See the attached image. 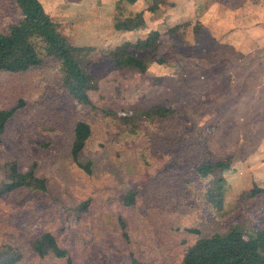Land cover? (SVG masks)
Listing matches in <instances>:
<instances>
[{
	"label": "rangeland",
	"instance_id": "1",
	"mask_svg": "<svg viewBox=\"0 0 264 264\" xmlns=\"http://www.w3.org/2000/svg\"><path fill=\"white\" fill-rule=\"evenodd\" d=\"M38 1L94 77L93 108L69 97L49 59L24 73L0 71V109L23 102L1 137L0 166L15 161L47 184L43 194L22 189L0 199V247L20 257L18 264H129L130 254L147 264H181L203 235L237 222L248 233L264 224L263 198L240 201L264 183V156L255 155L260 141L243 138L264 125V102L256 115L246 114L236 101L226 102L223 90L238 61L235 49L258 45L257 32L264 35V0ZM154 2L158 10L150 12ZM137 13L144 27L114 28ZM18 18L13 0H0V32ZM173 27L176 33L168 31ZM156 28L154 47L133 49L149 60L145 72L114 66L111 50L135 45ZM152 105L173 115L135 121L133 133L116 120ZM79 120L91 135L75 160L70 145ZM218 157L230 163L218 172L226 189L223 210L215 214L198 196L194 167ZM130 190L135 204L126 207ZM44 231L56 236L70 262L31 251V239Z\"/></svg>",
	"mask_w": 264,
	"mask_h": 264
},
{
	"label": "trees",
	"instance_id": "2",
	"mask_svg": "<svg viewBox=\"0 0 264 264\" xmlns=\"http://www.w3.org/2000/svg\"><path fill=\"white\" fill-rule=\"evenodd\" d=\"M136 1L117 0V4H134ZM156 2L149 7L150 12L158 10L159 4ZM13 4L19 13V18L0 32V71L11 74L24 73L42 65L45 59H49L56 62L61 86L69 97L81 106L93 108L89 92L92 90L95 79L82 67L76 50L69 47L59 34L40 2L38 0H13ZM145 22L142 13H137L131 19L116 21L114 28L132 31L144 27ZM156 29L151 32L150 36L135 45L124 42L111 50L108 57L114 66L145 72L149 60L137 56L133 49L154 47L159 36V29ZM168 31L176 33L177 27L170 28ZM22 106L23 102L20 100L12 108L0 109V141L7 122ZM172 115L173 113L166 107L152 105L134 111L131 117L118 116L116 120L133 133L135 121L163 119ZM90 135L91 127L86 121L79 120L74 124L70 145L73 159L76 160L82 152ZM229 163L228 159L218 157L198 162L194 167V174L200 187L198 196L211 212H216L215 214H220L223 210L226 189V181L218 172L221 169H228ZM85 167L87 168V165ZM22 189L39 195L47 192V184L33 168L22 171L15 161L3 163L0 166V199ZM136 195L135 190L128 191L122 204L126 207L133 206ZM240 198L243 202L253 198L264 199V183H255ZM119 225L126 236L125 224L121 219H119ZM191 232L198 233V230L193 229ZM29 245L31 251L40 259L51 258L70 262L68 251L59 244L51 231H44L35 236ZM20 260V257L9 252L8 247H0V264H18ZM129 264H147V262L130 254ZM181 264H264V224L248 233L245 226L237 222L222 230L203 235L187 247Z\"/></svg>",
	"mask_w": 264,
	"mask_h": 264
},
{
	"label": "crops",
	"instance_id": "3",
	"mask_svg": "<svg viewBox=\"0 0 264 264\" xmlns=\"http://www.w3.org/2000/svg\"><path fill=\"white\" fill-rule=\"evenodd\" d=\"M257 33V39L259 38L258 43L261 45L257 43L258 45H253V47L247 49H235L234 53L236 52L238 61L233 65L235 66V69L233 68L234 71H229V75H227L229 79L226 81L227 84H225L227 87L223 89L229 93L226 102L227 100L230 102L236 101V104L244 109L246 114H249V112L247 113V109H253L255 115L257 114L255 111L257 112L264 102V35L260 31ZM219 42H222V39ZM223 44L226 45V43ZM228 53L224 54L226 56L224 59L230 60L234 53H229V56ZM213 64H216V62ZM232 64L229 63L230 66ZM234 92H237V94L233 95L232 93ZM236 97L237 99H235ZM245 120L247 126L252 121L251 118L247 119V117ZM243 138H246V140L260 141L255 155L264 156V125L258 127L252 135L244 136ZM246 155L248 156V154Z\"/></svg>",
	"mask_w": 264,
	"mask_h": 264
}]
</instances>
